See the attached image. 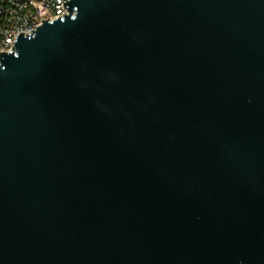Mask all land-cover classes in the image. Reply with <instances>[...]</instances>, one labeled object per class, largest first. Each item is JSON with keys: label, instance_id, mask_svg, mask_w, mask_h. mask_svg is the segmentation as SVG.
I'll use <instances>...</instances> for the list:
<instances>
[{"label": "water", "instance_id": "water-1", "mask_svg": "<svg viewBox=\"0 0 264 264\" xmlns=\"http://www.w3.org/2000/svg\"><path fill=\"white\" fill-rule=\"evenodd\" d=\"M0 53V264H264V0H68Z\"/></svg>", "mask_w": 264, "mask_h": 264}, {"label": "built area", "instance_id": "built-area-1", "mask_svg": "<svg viewBox=\"0 0 264 264\" xmlns=\"http://www.w3.org/2000/svg\"><path fill=\"white\" fill-rule=\"evenodd\" d=\"M68 0H0V53L15 50L18 35H31L44 20L69 14ZM35 33V32H34Z\"/></svg>", "mask_w": 264, "mask_h": 264}]
</instances>
